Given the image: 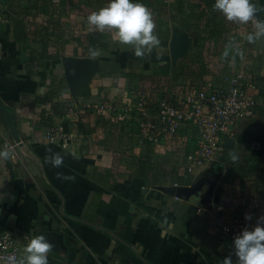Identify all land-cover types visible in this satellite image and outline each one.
I'll return each instance as SVG.
<instances>
[{
	"label": "crops",
	"instance_id": "crops-1",
	"mask_svg": "<svg viewBox=\"0 0 264 264\" xmlns=\"http://www.w3.org/2000/svg\"><path fill=\"white\" fill-rule=\"evenodd\" d=\"M97 1L59 11L50 0H0V143L22 144L14 158L0 159V234H12L19 261L29 240L45 235L48 264H221L229 255L235 264L233 238L220 234L218 222L253 215L250 195L264 193V100L226 148L225 163L192 179L169 146L137 140L135 120L112 122L87 105H113L129 119L136 96L157 104L177 86L218 84L224 73L247 68L263 97L264 37L250 42V29L226 20L215 0H175L153 19L159 47L136 57L114 31L87 23ZM251 2L264 21V0ZM143 4L156 9L154 1ZM175 32L188 47L173 62ZM90 48L100 55L90 57ZM50 131L68 137V147L48 143ZM54 154L63 157L59 167ZM202 180L212 183L207 208L176 197ZM226 197L232 205L223 210Z\"/></svg>",
	"mask_w": 264,
	"mask_h": 264
},
{
	"label": "built area",
	"instance_id": "built-area-1",
	"mask_svg": "<svg viewBox=\"0 0 264 264\" xmlns=\"http://www.w3.org/2000/svg\"><path fill=\"white\" fill-rule=\"evenodd\" d=\"M50 1L59 11L80 2V0ZM257 83L256 76L249 70L247 72L239 69L233 75H224L218 84L209 81L201 88L177 86L170 98L161 99L156 102L157 104H153L148 94H142L136 96L138 109L134 117L129 119L125 111L113 105H87V108L95 110L97 114L103 113L112 117V122L135 120L137 140L149 141L153 146L170 144L171 152H181L176 162L177 166L185 172L186 178L192 179L196 171L212 170L226 159L227 140L236 141L244 120L255 115L259 98V88L255 85ZM70 113L74 114L72 110ZM151 113H154L153 117H150ZM126 127L132 128L130 125ZM46 140L50 144L58 143L66 149L70 139L60 132L50 131L46 135ZM21 148V143L9 140L0 143L2 151L14 153ZM223 203V210L226 206L232 205L227 197ZM248 208L253 213L251 220H246L245 217H232L228 221L218 222V231L223 237L234 238L243 229L251 230L256 226L258 219L264 215V193L251 194ZM19 259L20 247L12 234H0V264H19Z\"/></svg>",
	"mask_w": 264,
	"mask_h": 264
},
{
	"label": "clouds",
	"instance_id": "clouds-1",
	"mask_svg": "<svg viewBox=\"0 0 264 264\" xmlns=\"http://www.w3.org/2000/svg\"><path fill=\"white\" fill-rule=\"evenodd\" d=\"M214 9L219 10L228 21L254 23L255 31L248 35L251 42L264 37V21L256 19L258 11L251 0H215ZM87 23L95 30L103 32L111 30L121 45H130L136 57H143L159 47L160 40L154 33L156 27L150 9L137 0H109L106 7L93 12L87 17ZM100 55L97 48L89 49V56L95 58ZM14 158L9 151H0V159ZM238 159L236 154H231V160ZM54 167L62 164L63 157L54 154L50 157ZM246 216V220H251ZM232 248L236 257L235 264H264V217L258 219L256 226L251 230L243 229L235 235ZM52 244L45 235H36L31 238L25 247L27 255L19 264H48V253ZM221 264H234L232 256H226Z\"/></svg>",
	"mask_w": 264,
	"mask_h": 264
},
{
	"label": "water",
	"instance_id": "water-1",
	"mask_svg": "<svg viewBox=\"0 0 264 264\" xmlns=\"http://www.w3.org/2000/svg\"><path fill=\"white\" fill-rule=\"evenodd\" d=\"M187 47H188V41L185 35L180 32H175L171 42L173 62H176L179 58L184 56ZM234 142H235L234 139L227 140L226 142L227 147H233ZM16 143L20 144L18 139ZM210 186H212L211 182L207 180H202L201 182H198L194 186H186L183 187L182 189H178V191H175V194L176 197L184 198L187 201H191L195 199L198 201L199 205L202 208H207L209 204V200H208V192L206 191L210 188ZM173 190L174 189L169 188L166 191L167 193H172Z\"/></svg>",
	"mask_w": 264,
	"mask_h": 264
},
{
	"label": "rangeland",
	"instance_id": "rangeland-1",
	"mask_svg": "<svg viewBox=\"0 0 264 264\" xmlns=\"http://www.w3.org/2000/svg\"><path fill=\"white\" fill-rule=\"evenodd\" d=\"M99 1V2H98ZM97 2H98V4L99 5H97V7H99V9H101V8H103V7H106L107 5H108V3H109V0H98ZM147 0H137V2H140V3H143V2H146ZM152 1V3H153V1L155 2V4H154V6H156V9L155 10H153L154 12H152V13H154L155 14V16L153 15V19L154 20H157V17H158V13H159V11H160V8L162 9V7H161V4L163 3V4H165V5H173L172 6V8H175L176 6V4H175V0H151ZM72 2H74V1H72ZM50 3H51V1H50ZM77 4H75V6H76ZM153 6V7H154ZM94 7V6H93ZM155 23H156V21H155ZM245 24V26H243L244 28V30L246 31V30H248V29H250V31H249V33L251 34V33H254V31H255V27H254V25H253V23H252V21H249V22H247V23H244ZM156 25V24H155ZM157 29V26L155 27V29L154 30H156ZM87 31V30H86ZM248 53V52H247ZM255 59H257V57L255 56ZM240 64H242V63H240ZM244 65L246 64V63H243ZM246 66H247V64H246ZM243 67H245V66H243ZM250 67V66H249ZM248 69L249 68H247V69H244L245 71H247L248 72ZM251 71H253V72H251L253 75H255L254 74V70H251ZM233 73L234 72H230V73H224L223 74V76L225 75V74H227L228 76H230V75H233ZM255 76H257V75H255ZM257 79H258V76L256 77ZM258 81V80H257ZM256 83V82H255ZM258 88H259V83H257V84H255ZM261 92H260V89H259V98H258V100H257V105L259 104V103H261V102H263V100H264V95H263V97H261ZM136 101V100H135ZM136 105H137V101H136V103H135ZM142 142V141H141ZM145 142H149V141H145ZM151 144V143H150ZM164 146H169V148L171 149L169 152L171 153V151H172V148H171V146H170V144H166V145H163V146H156L157 148L158 147H162V148H164ZM161 151H163V149H161ZM173 154V158H175V159H172L175 163L177 162V158H178V156L181 154V152L180 153H177V154H175V153H172ZM172 154H170L171 156H172ZM220 165H221V163H220ZM221 176L219 177V180L218 181H220V179H221V177H222V174H220ZM216 180V181H217ZM222 194H225V191H222Z\"/></svg>",
	"mask_w": 264,
	"mask_h": 264
}]
</instances>
